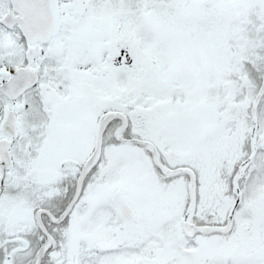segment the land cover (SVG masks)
<instances>
[{"label": "snow or ice", "instance_id": "snow-or-ice-1", "mask_svg": "<svg viewBox=\"0 0 264 264\" xmlns=\"http://www.w3.org/2000/svg\"><path fill=\"white\" fill-rule=\"evenodd\" d=\"M0 264H264V0H0Z\"/></svg>", "mask_w": 264, "mask_h": 264}]
</instances>
